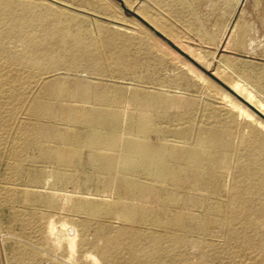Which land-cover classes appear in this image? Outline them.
Masks as SVG:
<instances>
[{
	"label": "bare ground",
	"instance_id": "6f19581e",
	"mask_svg": "<svg viewBox=\"0 0 264 264\" xmlns=\"http://www.w3.org/2000/svg\"><path fill=\"white\" fill-rule=\"evenodd\" d=\"M88 18L51 2L0 0V109L11 93V117L22 110L34 119L25 141L13 142L0 200L32 209L12 213L37 222L38 244L22 252L57 264H187L183 247L193 244L206 264L218 248L210 239L221 236L264 255V175L250 174L261 160L244 164L223 128L195 126L192 101L136 73V40ZM8 39L21 50L8 52ZM33 83L40 94L29 98ZM240 101L241 115L264 127ZM32 146L38 156L27 157Z\"/></svg>",
	"mask_w": 264,
	"mask_h": 264
},
{
	"label": "rangeland",
	"instance_id": "374dc122",
	"mask_svg": "<svg viewBox=\"0 0 264 264\" xmlns=\"http://www.w3.org/2000/svg\"><path fill=\"white\" fill-rule=\"evenodd\" d=\"M39 1L55 3L66 8L70 7L80 17H89L88 22L85 24L92 26L94 20H99L109 28H116L121 33L131 35L136 41L134 42L135 45L131 47L130 55L136 57L139 61L136 73L163 85L165 90L178 92L177 94L180 97L192 101L193 109L188 117L193 119L195 126L214 128L216 130L223 128L221 133L232 144V149L237 153L236 158L249 165H252L247 162L249 159L261 160L260 163L255 165L261 171L250 174L264 175V127L256 121L241 115L239 108L236 106L239 104L237 97L232 93L230 94L224 85L217 82L204 71L205 69L213 73L217 78L226 80L227 75L225 72L217 69L218 52L221 51L223 46H264V0H130L133 5L128 7L131 10L143 18L138 11L141 6L140 9H143L149 17L147 18L148 22L161 33L165 30L163 34L179 49L185 51L188 55L191 54L203 69L179 53L176 48L154 33L139 18L123 10L118 1ZM231 9L233 10V19L228 20V22L222 20L224 21L225 29L218 28V32L215 34L199 33L201 29L199 24L210 22V20L206 19L207 16H211L215 12L220 14L221 11ZM243 12H250L251 17L244 19ZM82 19L80 18L78 21L83 22ZM8 40L5 46L8 52L12 54L21 50L22 45L20 43L13 39ZM7 51L6 53H8ZM4 61H6L4 53L0 51V63L4 64ZM109 64L108 62L105 65L107 74L113 69ZM83 75L86 74L84 73ZM60 79L63 78L61 77ZM18 83L19 81L16 80L14 86L16 87ZM34 85L35 83L32 84L33 90H30L29 98L40 94V88H36ZM67 85L71 86L69 77ZM10 95L11 93L1 98L3 104L0 109V200L5 196L2 185L6 182V177L9 176V168L13 163L11 148L14 143L25 141L26 136L22 129L32 127L34 123L33 118L26 119L25 112L22 110H17L18 112L14 113V117H11L10 111H12L13 101L10 99ZM226 96L229 98H226ZM171 112H174V110ZM21 124H24V126H21ZM226 127L228 132L224 130ZM150 138L153 141H157L154 133L151 134ZM34 148L32 146L27 151L24 150L23 153L27 157L38 156V150ZM240 153L242 155H239ZM42 165V169L46 170V172L50 171V164ZM26 167H29V164H26ZM22 182V184H26L27 180L23 178ZM68 188L69 191L73 190L71 184H69ZM39 190L44 195L50 192L49 189L44 188ZM0 204V264H57V262L47 258V256L36 260L22 252V245L25 242L30 243L31 241L30 244H38V236L35 232L37 222L25 223L16 221L13 216L16 211L22 210L21 212H25V210H32L26 201L21 200L17 204L13 203L12 205L9 202ZM34 211L38 212L39 215L43 213L58 214V211L41 208H37ZM116 225H120V223L116 222ZM94 230L95 224H92L89 232L90 239L93 238ZM191 238L194 239H192L193 241H197L200 236L197 233H193ZM211 240H215L214 242L218 248L212 258L205 262L206 264H264V255L256 252H243L238 244H229L221 236H217L214 239L211 238ZM193 249L194 251H192ZM198 250V247L193 244L183 247L187 264H203L200 262ZM162 262L175 264L170 259L161 261L160 264H164Z\"/></svg>",
	"mask_w": 264,
	"mask_h": 264
},
{
	"label": "crops",
	"instance_id": "0c3cea01",
	"mask_svg": "<svg viewBox=\"0 0 264 264\" xmlns=\"http://www.w3.org/2000/svg\"><path fill=\"white\" fill-rule=\"evenodd\" d=\"M250 17V12H243L244 19ZM206 19L210 22L200 23L199 33L215 34L218 28L225 29L222 20L228 22L233 19V10L221 11L220 14L215 12ZM217 69L227 75L226 80L219 77L218 79L264 115V46H223L218 52ZM246 106L251 109L250 106ZM255 115L262 119L256 113Z\"/></svg>",
	"mask_w": 264,
	"mask_h": 264
},
{
	"label": "water",
	"instance_id": "95a60500",
	"mask_svg": "<svg viewBox=\"0 0 264 264\" xmlns=\"http://www.w3.org/2000/svg\"><path fill=\"white\" fill-rule=\"evenodd\" d=\"M118 1L121 4V7L123 8V10H125L126 12L136 16L137 18H139L145 25H147L149 28H151L153 30L154 33H156L157 35L161 36L164 40H166L172 47L176 48L178 50L179 53H181L182 55L186 56L189 60H191L194 64H196L197 66H199L200 68L203 69V67L194 59L192 58L190 55H188L186 52H184L183 50L179 49L173 42H171L163 33L159 32L157 29H155L148 21H146L144 18H142L139 14H137L135 11L131 10L130 8H128L125 3L123 2V0H115ZM204 71H206L211 77H213L217 82H219L220 84L224 85L229 92H231L233 95H235L239 100H241L242 102H244L245 104L249 105L261 118L264 119V115L262 113H260L256 108H254L253 106H251L248 102H246L241 96H239L237 93H235L233 90H231L230 88H228L220 79H218L213 73L208 72L207 70L204 69Z\"/></svg>",
	"mask_w": 264,
	"mask_h": 264
}]
</instances>
